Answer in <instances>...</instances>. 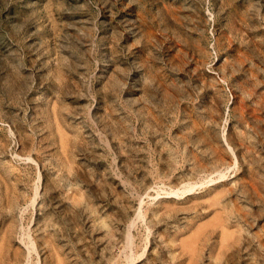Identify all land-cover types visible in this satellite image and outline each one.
<instances>
[{
	"label": "rangeland",
	"instance_id": "rangeland-1",
	"mask_svg": "<svg viewBox=\"0 0 264 264\" xmlns=\"http://www.w3.org/2000/svg\"><path fill=\"white\" fill-rule=\"evenodd\" d=\"M0 264H264V0H0Z\"/></svg>",
	"mask_w": 264,
	"mask_h": 264
},
{
	"label": "bare ground",
	"instance_id": "bare-ground-1",
	"mask_svg": "<svg viewBox=\"0 0 264 264\" xmlns=\"http://www.w3.org/2000/svg\"><path fill=\"white\" fill-rule=\"evenodd\" d=\"M32 197V196H31ZM26 235V234H25ZM33 244V243H32ZM30 246V245H29ZM26 258V257H25Z\"/></svg>",
	"mask_w": 264,
	"mask_h": 264
}]
</instances>
